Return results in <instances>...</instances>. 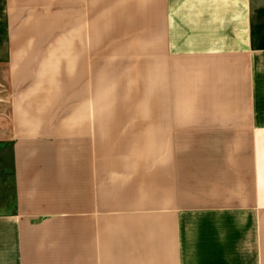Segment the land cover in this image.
Masks as SVG:
<instances>
[{"label":"crops","instance_id":"0c3cea01","mask_svg":"<svg viewBox=\"0 0 264 264\" xmlns=\"http://www.w3.org/2000/svg\"><path fill=\"white\" fill-rule=\"evenodd\" d=\"M252 3L0 0V264H264Z\"/></svg>","mask_w":264,"mask_h":264},{"label":"rangeland","instance_id":"374dc122","mask_svg":"<svg viewBox=\"0 0 264 264\" xmlns=\"http://www.w3.org/2000/svg\"><path fill=\"white\" fill-rule=\"evenodd\" d=\"M251 17L256 37V48H264V0H252ZM4 35L3 21L0 9V38ZM106 86L100 88L101 94H105ZM100 110L106 111L114 105V97L99 98ZM112 101V102H109ZM116 103V102H115ZM122 103V102H121ZM117 104V103H116Z\"/></svg>","mask_w":264,"mask_h":264}]
</instances>
